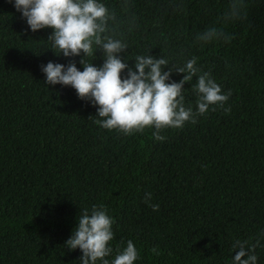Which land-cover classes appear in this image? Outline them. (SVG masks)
I'll return each instance as SVG.
<instances>
[{"label":"trees","instance_id":"obj_1","mask_svg":"<svg viewBox=\"0 0 264 264\" xmlns=\"http://www.w3.org/2000/svg\"><path fill=\"white\" fill-rule=\"evenodd\" d=\"M100 2L122 21L107 34L127 43L119 57L128 68L137 55L168 59L164 71L196 57L185 107L197 110L193 86L209 72L231 92V110L210 107L196 124L162 131L164 141L153 128L103 129L96 106L71 86L46 84L41 70L74 61L83 71V53L56 55L53 29L32 32L14 0H0V264H81V250L65 242L84 209L101 204L114 221L110 264L129 240L134 264H232L237 240H259L264 264V0H245L246 18L227 23L230 0H128L127 13L124 0ZM210 27L233 38L198 42ZM104 59L100 48L85 57L98 68Z\"/></svg>","mask_w":264,"mask_h":264},{"label":"clouds","instance_id":"obj_2","mask_svg":"<svg viewBox=\"0 0 264 264\" xmlns=\"http://www.w3.org/2000/svg\"><path fill=\"white\" fill-rule=\"evenodd\" d=\"M13 3V0H8ZM17 11L22 13L32 32L44 28L53 29L48 40L52 42V50L56 55L64 57L80 56L84 70L80 71L74 61L67 66L48 62L41 70L46 76V84L71 86L76 90L81 100L91 102L97 107L94 122L103 129L116 130L118 133L131 136L143 133L146 128H153L152 136L157 141H164L161 132L166 129H182L186 123L196 124L198 117L205 115L210 107L224 108L231 92L223 93L220 85L204 72L197 77L193 91L197 96V110L184 104V85L191 82L200 71L196 67L197 58L187 59L183 66H171L168 71V59L153 56L137 55L135 70L119 57L128 48L126 42L116 39L109 32L122 23L114 10L101 3L100 0H14ZM128 0L121 5L122 13L129 10ZM245 0H230L228 11L221 19L229 21L243 20L245 15ZM133 16L129 23L134 22ZM131 31V28H129ZM233 37L217 28L210 27L198 34L197 41L211 43L223 39L225 42ZM97 48L103 50L104 62L101 67H95L87 62L85 57L94 58ZM150 52V51H149ZM58 53V54H57ZM128 69L127 77L121 78V73ZM183 73L179 81H171V75ZM213 110L215 108L213 107ZM230 108H224L230 112ZM151 193H146L145 202L150 201ZM153 211L159 210V205H151ZM113 219L108 215L106 206L93 205L91 213L84 209L78 219V226L72 236L65 242L69 250L79 248L82 252L81 264H110L105 259L112 254L110 241L114 239L112 231ZM260 241L255 243L237 240L233 248L237 249L232 264H257L255 249ZM152 252L159 254L158 249ZM115 258L111 264H134L139 253L134 243L129 240L122 250L117 247Z\"/></svg>","mask_w":264,"mask_h":264}]
</instances>
